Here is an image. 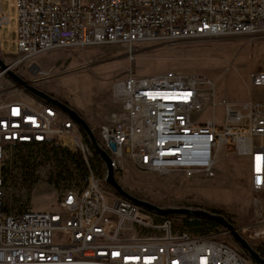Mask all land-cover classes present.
<instances>
[{"label":"built area","instance_id":"1","mask_svg":"<svg viewBox=\"0 0 264 264\" xmlns=\"http://www.w3.org/2000/svg\"><path fill=\"white\" fill-rule=\"evenodd\" d=\"M15 6L18 54L6 62L12 69L53 48L169 46L264 34V0H15ZM8 22L0 2V28ZM251 84L264 86V68ZM18 90L0 69V264H259L224 239L230 236L225 227L194 236L179 226L180 215L108 197L78 124L49 103L9 97ZM112 98L119 110L99 126L98 141L114 169L126 154L144 170L213 177L227 147L245 157L259 214L253 230L240 235L264 248V100H228L210 78L181 71H128L112 84ZM61 135L70 137L90 172L86 184L63 192L57 210L10 211L3 170L8 151L58 144Z\"/></svg>","mask_w":264,"mask_h":264},{"label":"rangeland","instance_id":"2","mask_svg":"<svg viewBox=\"0 0 264 264\" xmlns=\"http://www.w3.org/2000/svg\"><path fill=\"white\" fill-rule=\"evenodd\" d=\"M2 12L9 22L0 28V57L10 62L18 54L16 37L15 0H0ZM264 68V34L254 36H224L196 39L169 46L152 43L95 44L83 47L53 48L16 65L24 79L73 107L93 129L97 139L101 124L119 110L112 98V84L128 71L138 75L161 72H192L213 80L220 97L232 101L264 100V86L251 84L252 74ZM12 98H33L19 87L9 94ZM220 121V115L217 116ZM60 141L70 145V137ZM52 146L32 148L40 154L35 170V182L24 180L18 152L27 153L23 146L13 147L4 161L5 204L12 211L23 209L57 210L58 200L69 188H82L90 175H82L64 155ZM102 162V161H101ZM94 176L101 180L108 197L117 193L104 180V163L92 164ZM114 175L121 187L131 195L160 207L204 209L225 217L241 235L257 219L259 208L251 190L248 163L234 152L222 154L213 177H186L180 171L160 173L144 170L124 154ZM215 211V212H213ZM192 216V215H190ZM187 215H180L179 226L184 228ZM208 220V219H207ZM213 221V220H209ZM204 223L202 228L186 227L194 236L208 234L224 227L220 223ZM225 240L237 247L230 236ZM257 249L260 241L248 239Z\"/></svg>","mask_w":264,"mask_h":264},{"label":"water","instance_id":"3","mask_svg":"<svg viewBox=\"0 0 264 264\" xmlns=\"http://www.w3.org/2000/svg\"><path fill=\"white\" fill-rule=\"evenodd\" d=\"M0 69L6 70L7 75L16 83V85H18V87L23 88L25 91H27L37 99H40L51 105L56 106L65 114H67L69 117H71L78 124L79 128H81L84 131V133L87 135L93 150L96 152V154L99 156L101 161L104 163L106 169L104 176L105 182L110 187H112V189L118 195L127 198L142 207L155 211L161 215H167V214L187 215V216L193 215V216L206 218L208 220L216 221L229 231L233 240L237 242V244L243 250H245L256 262H258L259 264H264V258L261 257L258 254V252L250 245V243L243 236L240 235V233L237 231L234 225L231 224L222 215L211 213L204 209H191L188 207H160L146 200L135 197L130 193H128L127 191H125L115 178L114 168L112 166V159L110 155L106 150L102 148L93 129L91 128L89 123L85 120V118L81 114H79V112H77L73 107H71L66 102L38 88L33 82L24 79L17 71L12 69L1 57H0ZM109 145L111 150L114 151L116 148L114 143L110 142Z\"/></svg>","mask_w":264,"mask_h":264},{"label":"trees","instance_id":"4","mask_svg":"<svg viewBox=\"0 0 264 264\" xmlns=\"http://www.w3.org/2000/svg\"><path fill=\"white\" fill-rule=\"evenodd\" d=\"M40 100V99H39ZM42 101V100H41ZM45 102V101H43ZM47 103V102H45ZM80 131L83 135V137L85 138V140L89 143V145L91 146L89 139L87 137V135L84 133V131L80 128ZM23 147H25L26 149H28L27 153H22V152H18L16 154V158L20 163V168L22 171V176L24 180H31V183L29 185H32L35 182V178H34V173L36 168L38 167L40 161V154H34L32 151V148L34 147H38V146H47L45 144H37V143H33V144H25L22 145ZM53 149H58V151H60V153L62 155H64L66 157V159L68 161H70L75 167L76 169H78V171H80V173L82 175H85V172H87V167L84 164L82 157L80 156L79 152L77 150H75L71 145H64L61 142H59L58 144H55V146H52ZM92 148V146H91ZM93 149V148H92ZM234 150L233 147H227V152L232 153ZM93 154H94V158H93V166L94 163L96 164H100L101 159L99 158V156L96 154V152L93 150ZM3 170L5 171V168H3ZM87 179V177H85ZM215 212V211H213ZM189 218H187L184 222V225L186 227L189 228H195V229H200L202 228L204 223H214L213 221H209L206 218H202L199 216H188ZM185 227V228H186ZM257 250L260 252V254L264 257V248H262L261 246L257 248Z\"/></svg>","mask_w":264,"mask_h":264},{"label":"bare ground","instance_id":"5","mask_svg":"<svg viewBox=\"0 0 264 264\" xmlns=\"http://www.w3.org/2000/svg\"><path fill=\"white\" fill-rule=\"evenodd\" d=\"M222 156V153L219 155V158ZM253 230V228L250 226V227H244V231L246 232V233H249V232H251Z\"/></svg>","mask_w":264,"mask_h":264},{"label":"crops","instance_id":"6","mask_svg":"<svg viewBox=\"0 0 264 264\" xmlns=\"http://www.w3.org/2000/svg\"><path fill=\"white\" fill-rule=\"evenodd\" d=\"M23 100H25V101H27V102H29V103H34L36 100L35 99H33V98H29V99H24V98H22Z\"/></svg>","mask_w":264,"mask_h":264}]
</instances>
